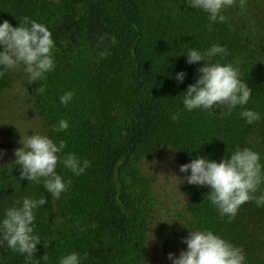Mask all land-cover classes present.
<instances>
[{"label":"trees","instance_id":"16d2710c","mask_svg":"<svg viewBox=\"0 0 264 264\" xmlns=\"http://www.w3.org/2000/svg\"><path fill=\"white\" fill-rule=\"evenodd\" d=\"M221 14L226 22H212L186 0H0V23L19 27L27 16L52 34L64 28L71 40L52 48L55 67L46 79L30 83L26 73V88L46 136L57 144L65 141V154L91 162L81 175L57 165V173L71 181L59 198L45 189L43 179L21 180L16 158L0 168V220L25 197L46 200L34 210L37 251L29 259L0 243V264H59L72 252L79 253L81 264H147L155 211L146 161L171 149L180 166L198 157L220 162L247 147L264 165V0H245L243 9L236 0ZM103 34L117 43L101 44ZM212 45L227 50L212 63L237 68L251 98L234 109L188 111L183 93L199 78L204 62L188 64L186 54ZM105 48L110 54L101 59ZM0 71L1 94L11 69L0 66ZM180 72L186 73L183 83L176 79ZM40 86L43 93L36 90ZM69 91L74 96L64 105L60 96ZM244 109L259 113L260 120L248 124L240 115ZM174 113L179 120L171 119ZM60 120H67L68 129L53 132ZM190 174L182 172L181 180ZM179 187L188 232L212 231L242 249L244 264H264V206L246 202L235 218H222L207 199L210 187L186 180ZM261 192L264 183L256 195Z\"/></svg>","mask_w":264,"mask_h":264},{"label":"clouds","instance_id":"9594fccd","mask_svg":"<svg viewBox=\"0 0 264 264\" xmlns=\"http://www.w3.org/2000/svg\"><path fill=\"white\" fill-rule=\"evenodd\" d=\"M192 8H199L209 14L212 22L219 20L226 22L228 17L221 14L222 10L232 7L236 0H186ZM245 0H239V7L243 9ZM211 30V24L209 25ZM106 39L111 43H117L114 36L107 34L100 36L102 44ZM0 66L3 69H14L18 65H24V71L29 76L30 83L46 79L45 74L53 71L54 57L52 48L54 40L49 29L41 23L25 16L20 21L19 27L4 20L0 23ZM105 48L99 53L101 59L109 55ZM217 54H227V50L219 45H212L203 53L190 49L186 54L188 64H196L203 61L204 64L198 69L199 78L194 84H190L183 93V105L188 111L194 109L223 110L225 107L234 109L236 106L243 107L251 98L252 89L247 83L239 79V70L231 64L221 65L219 62L212 63V58ZM4 71H0V77ZM186 73L180 72L176 79L183 83ZM37 92L43 93L44 86H40ZM74 93L69 91L60 96V102L67 105L73 98ZM240 115L248 124L260 120V114L244 109ZM179 113L171 117L173 121L179 120ZM67 120H60L58 125L52 126L53 132H63L68 129ZM22 147L14 150L19 165L20 179H27L34 183H40L43 179L45 189L54 198H59L62 192H66L71 181L65 182L56 171L57 165L62 164L65 168L76 175H81L91 166V162L81 159L72 153H64L66 142L61 140L59 144L44 135L33 134L22 137L18 141ZM3 152L0 151V159ZM264 165L260 163V155L250 148H237L230 158H223L215 162L204 157L193 159L190 163L180 166V172L190 175L184 177L188 184L208 186L211 188L207 199L217 207L221 217L235 218L238 209L246 202H255L257 207L264 206V192L260 191V185L264 183ZM184 180H180L181 183ZM46 203L44 198L32 199L25 197L19 207H11L5 211V217L0 220V243L6 242L14 252L26 254L31 258L40 244L39 237L34 235L33 222L35 212L39 206ZM95 228L96 225L92 224ZM87 230V226L81 229ZM187 249L181 251L179 256L172 253L168 258L172 264H244L245 254L241 248L233 246L225 239L214 235L212 231L192 230L187 237L183 238ZM84 258H87L85 253ZM48 259L47 254L43 256ZM79 253L72 252L63 256L59 264H81Z\"/></svg>","mask_w":264,"mask_h":264},{"label":"rangeland","instance_id":"374dc122","mask_svg":"<svg viewBox=\"0 0 264 264\" xmlns=\"http://www.w3.org/2000/svg\"><path fill=\"white\" fill-rule=\"evenodd\" d=\"M57 3L58 0H50ZM60 28L53 33L54 47L71 43L68 35ZM53 47V48H54ZM24 65L11 69L8 86L0 94V168H7L16 158L14 150L22 147V137L33 134L44 135L41 117L36 113L26 88ZM143 171L150 179L154 207V218L148 236L147 264H172L168 254L179 256L187 249L183 238L186 230V199L180 190V164L171 149H162L156 157L143 164Z\"/></svg>","mask_w":264,"mask_h":264}]
</instances>
